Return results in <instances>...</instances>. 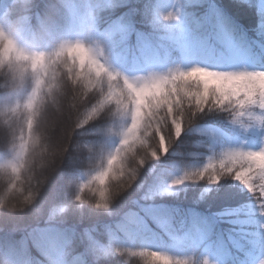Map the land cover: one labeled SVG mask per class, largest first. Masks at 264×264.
<instances>
[{
    "label": "clouds",
    "instance_id": "9594fccd",
    "mask_svg": "<svg viewBox=\"0 0 264 264\" xmlns=\"http://www.w3.org/2000/svg\"><path fill=\"white\" fill-rule=\"evenodd\" d=\"M105 0H0V216L39 212L51 178L80 163L67 212L110 213L145 168L174 152L206 119L264 130V69L198 63L128 73L110 58ZM182 0H158L162 40L180 30ZM166 177L169 193L227 186L245 199L216 214L264 264V135L256 144L205 140ZM122 264H212L207 256L117 246ZM2 264V262H0Z\"/></svg>",
    "mask_w": 264,
    "mask_h": 264
},
{
    "label": "trees",
    "instance_id": "16d2710c",
    "mask_svg": "<svg viewBox=\"0 0 264 264\" xmlns=\"http://www.w3.org/2000/svg\"><path fill=\"white\" fill-rule=\"evenodd\" d=\"M158 0H105L101 29L110 39V49L124 70H144L151 58L170 62L176 54L182 64L207 63L211 57L232 58L237 66H264V0H184V27L165 42L155 27ZM182 30L188 39L181 40ZM204 41L207 51L195 47ZM264 130L231 128L218 119H206L199 128L181 137L174 152L158 164L145 168L134 189L122 197L110 213L87 206L59 212L70 201L72 180L80 163H66L50 180L42 208L23 215L0 216V262L2 264H122L113 253L117 246L143 245L174 252H191L195 239H213V257L218 264H245L256 251L245 248L233 236L232 226L216 214L235 207L245 198L227 186L207 192L190 186L169 193L166 177L177 167L190 164L200 150L197 144L212 139L236 138L259 142ZM179 225H183L181 229ZM181 237L180 241L174 240ZM26 249L8 258L6 246Z\"/></svg>",
    "mask_w": 264,
    "mask_h": 264
},
{
    "label": "snow or ice",
    "instance_id": "6c2138e0",
    "mask_svg": "<svg viewBox=\"0 0 264 264\" xmlns=\"http://www.w3.org/2000/svg\"><path fill=\"white\" fill-rule=\"evenodd\" d=\"M195 47L207 51V47L204 41H197L195 42ZM207 63L212 64V67L219 68L221 70H231V69H238L240 68L237 66L239 64V61L232 59V58H219V57H211ZM259 69H264V66L255 67ZM240 242V241H239ZM241 245L245 248H248L247 245H244L242 242H240Z\"/></svg>",
    "mask_w": 264,
    "mask_h": 264
},
{
    "label": "rangeland",
    "instance_id": "374dc122",
    "mask_svg": "<svg viewBox=\"0 0 264 264\" xmlns=\"http://www.w3.org/2000/svg\"><path fill=\"white\" fill-rule=\"evenodd\" d=\"M181 21H182V20H181ZM180 24H181V22H180ZM111 60H112L113 64H114L117 68H119V66H118V64L115 62V60H113L112 58H111ZM172 64H178V62H177L176 60H174V61L172 62ZM148 66H149V67H148L147 70H149V69H163V68L167 67V66L159 65V64H157V63H150ZM208 249H209V244L204 245V246L202 247V252H201V254H199L198 256H200V257L207 256L208 254L206 253V251H207ZM257 258H258V253H257L256 256H254V257L252 258V260L249 262V264H255V261H256Z\"/></svg>",
    "mask_w": 264,
    "mask_h": 264
}]
</instances>
